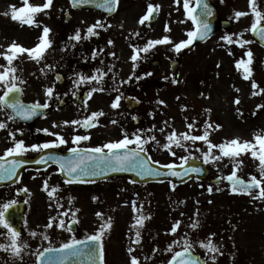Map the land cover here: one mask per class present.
<instances>
[{
  "label": "rangeland",
  "instance_id": "1",
  "mask_svg": "<svg viewBox=\"0 0 264 264\" xmlns=\"http://www.w3.org/2000/svg\"><path fill=\"white\" fill-rule=\"evenodd\" d=\"M44 2L45 0H29V3L36 6L42 5ZM12 3L16 4L17 9L24 6V0H3V2H0V11L6 12L10 10V7H12L10 4ZM243 3L240 8L243 12L246 11L248 15L243 16L244 18H239V20H231L232 27L225 30V32H222L218 28L214 37L204 44V46L197 47L195 51L185 55L177 72L179 77L176 81L178 82L177 84H173L174 104L171 110H167L165 91L159 93L156 99L157 101H164V104L154 103L153 98L155 99V96L153 97V94H137L136 96L140 102L142 101L141 103L143 101L147 103V105H142L141 109H138L140 111L132 115V117H141V121L137 125L132 117L128 116V110L123 98L121 99L120 107L112 109L111 103L115 97L103 98L100 94L94 95L87 111H85L84 106L58 109L57 114H49L50 116L46 117V119L38 120L35 127H33V124L22 125L18 122L12 123L8 121L7 129L0 130V154L3 155L5 149L11 146L8 130L22 129V136L20 133H16V135L18 139L22 138L26 145L33 143L41 144L49 142L50 139L55 140V136L48 135L43 131H37L38 129H48L50 132L59 133L67 139V136H72L75 133L73 132V126H64V121L82 120L92 112L97 111H103L105 115L99 118V126L90 134L97 133V139L102 135L101 142L105 141V143L121 139L122 130L132 133L137 128L141 129V125H144L145 129H149L155 125L156 130L148 133V135H155L162 145L166 143V135L173 129H175L177 134L187 131L186 123L192 122L193 119L196 121V128L193 130V134H202L206 121L222 126L218 131H211L210 139L216 144L236 137H239L242 141L254 142L255 134L264 135V109L257 110L256 108L257 104H264V94L258 96L251 95L253 91L251 80H244L242 70H237L235 64L240 59L247 60L245 51L250 48L253 52L252 79L261 87H264V49L256 42L241 48L236 44L227 45L221 39L226 34H244L247 32V35L243 36V39L254 41L252 32L249 29L255 18L249 8V0H243ZM256 4L258 10L264 12V0H256ZM231 5L232 3L228 7H231ZM45 15V13H40L36 16V20L41 26L35 29L36 32L32 36L29 33H33V31L28 30L32 29L33 26L22 25L24 41H26L24 47L32 48L39 43L41 34H38L41 33L42 27L44 25L49 27V20L45 18ZM98 20V18L90 15L83 17L82 35L84 37L87 36V28L94 25ZM192 29L187 27L186 31ZM233 38L236 39L237 36L234 35ZM93 46L97 49L94 50L99 54L94 60L90 57L92 61L89 66H91V69H94L96 65V69L104 71L107 65L104 64L105 61L98 42ZM229 51H231V55ZM0 53H4L2 43H0ZM172 55H175V52ZM177 59L176 55L172 57V60ZM20 61L22 71H19L18 75H21L26 81L23 85L25 88V100L45 102L44 90L48 86L54 85L56 93L59 85L55 82L54 77L41 73L40 69L43 66L38 65L26 55L21 57ZM65 61L60 70L64 69L66 72V75L64 73L62 75L65 83L68 82L65 87L68 89L71 86L69 84L72 82L67 78L70 75L66 69L67 67H71L70 69H74L75 67L70 64L69 60ZM217 64L220 67H217ZM0 65H6V61L2 57H0ZM200 65L203 72L207 71L208 75L216 78L215 82L219 88L215 95V101L209 100V94L199 96L197 92H194L192 89H195L197 85L194 88L189 84L184 86L186 84V79L184 80V78H189L192 74L198 72L201 67ZM126 66L125 69L128 70V75L122 76L121 81L126 80L133 73V62L131 60H129ZM84 69L82 74L87 76L98 74L96 71L86 73ZM168 70L169 76L173 78L174 75H171L170 67H168ZM74 71L77 72V69ZM133 84H136V86L138 84L135 78H133ZM212 84L213 82L211 81L209 93L213 97ZM117 86L119 87L120 84L118 83ZM189 88H191V91ZM236 89L240 91L237 92ZM219 95L222 98L221 101L219 100ZM54 97L53 99L55 100ZM236 97H239L241 101L239 105L234 103ZM206 102L207 104L205 105ZM55 105L58 106L59 104L56 102ZM237 108H239V112H237ZM206 109H210V112L205 111ZM218 109L223 110L222 114H219ZM149 113H152L154 118ZM218 117L220 120L216 119ZM113 120L117 121V123H111ZM0 121H7V116L3 112H0ZM164 121H168L171 127L165 125ZM54 124L59 125V127H54ZM160 128H164L165 131L161 133L159 131ZM77 129L78 131L80 130L78 134L82 135L81 127L76 126L75 131ZM68 132H73L74 134L69 135ZM114 135H118L119 137L114 138ZM92 143L91 138L88 143H84V147L93 146L91 145ZM63 146H72L71 141L69 140V143ZM197 146H201V143L197 142ZM148 148L150 150L153 148L152 153L150 151L148 153L152 159L160 161L162 164L173 160L176 163L180 162L179 159L172 157L155 143L149 144ZM174 150L178 156L188 155V152L180 148H175ZM202 150H206V148L202 146ZM189 151L193 156L200 157V153L195 152L194 148H190ZM36 154V152L30 151L26 155L33 156ZM198 159L202 161V158ZM239 159L242 161L238 171V175L241 178L243 177L248 180L251 175H256L259 178V172L257 171L258 160H254L250 154L242 155ZM208 166L210 176L217 178V176L230 174L233 169V162L225 158L216 166L212 164ZM32 177L37 178L33 179ZM44 179H48L50 189L52 186L58 187L55 199L49 198L47 193L42 189ZM171 184L173 183L167 181L141 185L133 183L128 177H113L100 182L68 185L63 182V178L56 166L52 165L49 168L38 170L27 169L15 187H18L21 191L24 187L29 189L25 200L28 201L25 221L21 229V239L27 242L29 248L25 251L23 261L5 258L4 255L6 253L1 251L0 262L1 264H36V255L34 253H36L37 249L41 251L48 246H61L67 242L71 238L72 232L66 229L61 230L55 224L52 229L45 227L50 217H57L63 211L69 212L68 216L62 217L69 224L72 219V212L76 208H79L80 211L76 213V218L79 220L78 227L82 229L87 227L93 234L99 223L95 218L91 217V210L96 205H99L103 209L101 213H103L104 219L108 217L112 218V228L107 232L106 236L110 257L117 256L119 253L121 255H129L128 247L132 246L136 248L134 253L146 255L153 260L158 259V257L162 258L163 256V260H165L163 264H167L171 253H167L164 250L173 240H179L182 244L181 238L187 233L188 237L192 240L206 241L209 234L215 233L216 235L212 237V240L221 248L223 258H227L230 261L233 260L232 253L238 243L242 251L237 254L241 255L244 264H264V200L254 201L251 197L243 196L241 198L240 195L232 194L230 188L222 181L221 185L216 186L209 179L206 182L193 180L186 185H176L175 190H172ZM210 185L213 187L211 194L207 191ZM15 187H6L0 191V205L10 200L22 201L21 196L17 192H14ZM217 187L221 191H216ZM94 196L98 198L96 201L92 199ZM57 201L63 205V208L57 207ZM133 201L136 202L137 208H140L141 205L143 206L142 211L145 216H150V219L145 221L144 227L140 229L141 245L139 246L133 245L130 239V237H134L135 229H132V225L135 222V216L139 214L133 210ZM197 210L199 211L198 217L194 216ZM163 211H165V215L161 213ZM181 213L184 215H181ZM194 219L199 220V227L195 231L189 227ZM158 220H160V224H157ZM176 220L181 221L177 234L175 236L166 234ZM235 224L238 226L236 227ZM156 225H161V228H164V230L160 228L161 231H157L154 228ZM234 226L237 229H233ZM33 231L37 233L35 237L29 234ZM43 235H47L49 239L44 240ZM153 248H158L159 251L153 254ZM194 248L195 253L201 257L205 256V249L201 248L198 243L194 245ZM179 250H181L180 246L174 245V251ZM219 256L221 255H217V257ZM233 262H230V264ZM218 264H223V262L220 261Z\"/></svg>",
  "mask_w": 264,
  "mask_h": 264
},
{
  "label": "snow or ice",
  "instance_id": "2",
  "mask_svg": "<svg viewBox=\"0 0 264 264\" xmlns=\"http://www.w3.org/2000/svg\"><path fill=\"white\" fill-rule=\"evenodd\" d=\"M74 7L82 4L93 3L94 0H71ZM174 2L179 5L181 0H174ZM223 3V0H221ZM119 0H103L102 3L97 4L98 7L103 8L107 12H112L118 6ZM53 6V0H45V2L36 6L29 3V0H24V6L17 9L16 7L11 8V19L20 22L22 25L26 24L29 26L40 27L41 24L36 20V16L40 13L47 14V10L51 9ZM183 8L187 18L192 22L193 29L186 32V39L179 42H174L171 37L165 35L159 39H150L143 47L133 46V54L130 60L133 62V73L126 80H122L119 83L128 84L133 78L138 82L144 79L146 76H151L152 73H145L143 76L135 74V68L138 66V61L143 60L152 49L158 45H171L172 50L175 53H180L183 49L190 48L197 40L206 41L210 34L212 33V25L210 19L213 16V10L207 0H195V5L193 6L192 0H183ZM249 8L251 9L252 15L254 16V22L251 24L250 31L255 35L260 41L264 42V12H261L257 8L256 0H249ZM199 9V12H198ZM160 11V5L149 3L146 9V14H144L138 21L140 25H145L146 22L150 23L153 19L154 13L158 14ZM248 15L247 12L236 11L234 16L237 20L239 18ZM107 27H111L108 25ZM122 27V25H121ZM97 28L105 29V25L101 21H97L94 25L87 28V36L84 39H88L92 36L98 35L96 31ZM165 31L170 32L171 29L166 25ZM52 29L44 25L42 27V34L39 37V43L32 47L27 48L13 42L4 53H0L6 61V65H0V112H3L7 116V121H0V130L7 129L8 121L15 123L17 119L28 121L36 116L41 115L43 110L48 109L51 105L49 101L55 95V86H48L44 90V95L46 100L44 103L36 101L31 104H25L21 96L23 95V87L26 81L21 75H18L19 71H22L14 63L17 59L27 56L29 59L35 61L39 64L42 60L46 58V53L52 48V40L50 39V33ZM135 36H139L140 33L137 31L134 33ZM236 35L237 38L234 39L233 36ZM243 33L240 34H226L221 39L227 45L236 44L237 46L243 48L245 45H250L254 41L243 39ZM82 39L79 30L75 32L74 35L69 37L70 41L79 42ZM114 42L112 40L108 41L109 45ZM68 45L65 46L66 50ZM71 47H75L72 44ZM103 52V49L100 50ZM97 53L95 50L92 53L91 58L96 59ZM143 54V55H142ZM231 55V51H229ZM109 55L116 57L115 52L109 53ZM245 56L247 60L240 59L236 62L235 67L237 70H242L243 79L251 80V88L253 89L251 95L258 96L264 94V87H261L253 77V52L249 48L245 51ZM103 62V61H101ZM217 67H220L217 64ZM55 66L52 64H45L41 69V73L45 72V69L54 71ZM112 69L109 68V72ZM96 73L92 76H87L82 73L77 74V79L73 81L74 85L79 87L82 83L95 85L90 88L88 92L89 99L92 97L93 93L102 92L105 89L102 87L104 77L107 75L100 69H96ZM61 77L56 76L57 81ZM113 91L119 93L115 96L111 103L112 109H118L121 104V99L123 93L120 92L119 87L116 85L115 78L113 77ZM173 83L177 81L173 80ZM239 92V89H236ZM75 95V93H73ZM126 99H132L136 103H140L137 97H130ZM158 104H164V101H157ZM234 103L239 105L241 103L239 97H236ZM87 105V101L85 102ZM257 110L264 109V104H257ZM205 111L210 112V109ZM237 108V112H239ZM103 111L92 112L89 116L84 119H75L71 121H64V126H73L74 131L76 126L82 127L84 129H89L95 127L99 123V118L104 116ZM153 116L152 113H149ZM154 118V116H153ZM133 120H137V116L132 117ZM187 120V118H185ZM111 123L116 124L117 121L113 120ZM164 124L171 127L168 121H164ZM54 127H59V125L54 124ZM222 126L219 124H213L208 121L205 122L204 130L202 134H193V130L196 128V121L193 119L192 122L186 123L187 131L177 134L175 129H173L169 134L166 135V143L160 144L159 140L155 135H148V133L154 132L155 125L149 129L137 128L134 132L128 133L126 130H122V138L104 143L102 145L81 148L80 144L83 141H88L91 139L90 135H80L76 134L71 137V144L73 147L68 148V151L72 154L70 157H59L54 154L41 155L39 160L36 161L38 164L48 165L55 164L58 166V171L63 176V182L65 184L71 185L75 183H86L84 178L89 176H96L98 174H105L107 171L112 172H133L136 176L141 178L151 177V176H173L183 179L191 173H201L203 171L200 167L188 166L189 162L198 158H202L205 165L212 164L214 166L218 165L225 158H228L233 162V169L230 174L224 176H217L218 181H227L230 186L232 194L235 195H248L254 201L264 200V135L255 134L253 141H242L239 137L233 138L231 140H225L222 143H213L210 139L211 131H218ZM37 131H43L48 135L55 136V140L50 142H45L41 144L33 143L31 145H26L22 138H17L16 133H20L22 136V129L8 130V136L10 138L11 146L6 148L3 155H0V180L3 179H13L17 176L20 168H23L26 161L23 159H18V157L25 156L28 152L45 153L48 150L60 148L63 145H67L69 140L65 139L64 136L59 133L50 132L48 129H38ZM159 131L163 133L164 128H160ZM190 142V143H188ZM197 142L201 143V146H197ZM155 143L158 147L167 151L169 155L174 158L179 159V163L175 160L168 163H161L160 161L153 160L149 153L148 145ZM202 146L206 150H202ZM175 148H180L188 155L178 156ZM190 148H194L195 152L200 153V157L193 156L189 151ZM218 153V154H217ZM250 154L254 160H258L257 171L259 172V178L256 175H251L248 180L242 179L238 175L240 165L242 161L239 159L242 155ZM158 166V167H157ZM227 166V165H225ZM161 169H167L166 172H161ZM36 179L37 177H32ZM135 183V181H132ZM171 183V182H170ZM172 190H175L176 185L171 184ZM42 189L47 193L49 198L55 199V194L58 192L57 186H52L50 189L48 179H44L42 182ZM254 190L255 191L254 193ZM23 192L28 193L29 189L24 187ZM208 193L213 192V187L210 185L207 189ZM216 191H221L219 187ZM93 201L98 198L93 197ZM71 202V201H69ZM211 202V201H210ZM18 201L10 200L8 202L0 205V228L6 230L5 233H0V235H6L9 243L0 244V251H5L13 260L23 261V256L25 251L29 248L26 241L21 239V232L17 230L9 220V209L13 208ZM28 203V201H25ZM197 203H199L197 201ZM134 212L139 214L135 216V222L132 225V229H135L134 237H130L133 245H141V231L145 225V221L150 219V216H145L143 214V206L137 208L136 202H132ZM57 207L63 208V205L59 204L57 201ZM80 211L76 208L72 212L71 224H78L79 220L76 218V213ZM69 215L68 211H63L58 214L57 217H50L48 223L45 225L46 228L52 229L54 224L61 230L72 231L71 225L67 224L62 217ZM95 215L103 220V223L99 224L98 229L85 239L71 238L67 242L63 243L59 248L46 247L43 251L37 249L36 253V264H68V261L73 257L83 256L87 264H106L105 260V248H104V237L108 231L112 228V218L108 217L104 219L103 213L96 212ZM181 215H184L181 213ZM194 216H199V211L194 213ZM181 221L176 220L171 229L166 233L168 235L175 236L180 228ZM189 227L195 231L199 227V220L194 219L190 223ZM131 231V229H130ZM32 237L37 235L36 232L29 233ZM216 234H209L206 241L192 240L185 233L182 237V244L179 240H173L167 248L164 250L167 253H171L170 259L167 264H216L217 255H223L221 248L213 242L212 237ZM44 240H48L47 235H43ZM199 244V246L205 249V256L202 258L199 255H195L194 245ZM174 245L180 246L181 250L174 251ZM136 248L129 246L128 254L130 257V264H141L138 256L133 255ZM159 251L158 248H153V254ZM145 260L151 259V257L146 256Z\"/></svg>",
  "mask_w": 264,
  "mask_h": 264
},
{
  "label": "flooded vegetation",
  "instance_id": "3",
  "mask_svg": "<svg viewBox=\"0 0 264 264\" xmlns=\"http://www.w3.org/2000/svg\"><path fill=\"white\" fill-rule=\"evenodd\" d=\"M207 1L211 4L212 7H214L215 12H217L216 30L219 28L222 32H225L222 23L230 22L232 27L231 20L233 21L237 20L234 16V13L236 11H242L240 7L242 6L243 0H223V3L221 2V0H207ZM0 2H3V0H0ZM149 3L160 5V11L157 14V20L152 25H150L148 22H146L145 25H140L138 21L144 14H146V9ZM231 3H232L231 7H228V5ZM192 4L193 6L195 5V0H192ZM10 5L12 7L13 6L16 7L15 3H12ZM12 7H10V10L6 12L0 11V43H2L3 45L4 52L13 42L21 46H24L26 42L24 41V33H23L24 31L22 28V24L20 22L11 19ZM85 15H90L98 18L99 19L98 21H101L105 25L106 30L102 28H98L97 30V32L99 33L98 35L93 36V38L90 37L88 39H84V36L82 35V31H83L82 19L83 17H85ZM45 18L49 20L48 23L49 28L52 29L51 38H50L52 40V48L48 50L49 52L46 53V58L42 60L38 65L40 66H44L45 64L54 65L55 66L54 71H50L46 69V71L44 72L46 75L54 78L58 74L62 75V73H64L66 75L64 69L60 70L62 68L61 66L66 62L65 60L67 61L69 60L70 64L72 66L74 65L75 67L74 69H70L71 67H67L66 70H68L70 75L67 76V78L71 80L72 83L69 84L71 86H69L68 89L65 88L66 83L68 82L65 83V79H63L64 84L58 86V89L56 90L55 93L56 95L54 97L55 100L52 98L51 101H49L51 106L48 108V113L46 117L50 116L49 114H57L58 109H64L66 107H72V106H76V107L84 106L85 111H87L88 106L92 102L94 95L100 94L103 98H110L111 96L115 97L119 93L112 90L114 83L113 77L115 78L116 85H118V83L121 81V77L128 73V70L125 68L127 67L126 64L129 62L130 57L133 54V46L143 47L148 40L159 39L165 35L171 37L174 42H179L183 39H186V32H187L186 28L190 27L192 29L194 27L192 22L187 18L185 14L183 8V0H181L179 5H177L174 2V0H119L118 6L116 7L113 14L110 16L98 10L93 11L86 8L77 9L76 7H73L71 0H53V6L51 9L47 10V14L45 15ZM108 25H111V27H107ZM166 25L171 29L170 32L165 31ZM36 28L37 27L33 26L32 29L28 30V31H33V33H29L30 36L35 34ZM77 30L80 31L82 39L79 42L70 41L69 37L74 35ZM137 31L140 33L139 36L134 35V33ZM38 35H40V33ZM246 35L247 32L244 33L243 36ZM109 40H112L114 43L112 45H109L108 44ZM97 42L99 45V49H103V52L101 54L103 55V59L105 61L104 64L107 65V68L104 69L103 71L106 72L107 75L104 77L102 83V87L105 90L102 92L93 93L92 97L89 99L88 92L90 88L93 86L99 87V85H95V82L93 81L92 84L82 83L80 84L79 87H77L74 85L73 81L78 78L77 77L78 73H83L84 68H85L84 71L86 73L87 72L89 73L91 71H96L97 68L96 65L94 69H91L90 68L91 66L89 65L92 61L90 59V57L92 56V51H94L95 49L93 45H96ZM72 44H75V47H71ZM204 44L195 45L193 47L191 46L188 49H183L180 53H175V55L179 60L178 66H180L181 61L183 60L185 55L192 53L193 51H195L197 47L204 46ZM66 45H68V47L66 48V50L62 51V49H65ZM111 52H115L116 57L109 55V53ZM173 52L174 51L172 50L171 45H158L154 49H152L150 53H148L143 60L138 61L137 62L138 66L135 68V74L139 76H143L145 73L150 72L152 73V75L146 76L144 79L139 80L137 86L136 84H133V80L127 85L125 84L121 85L119 83L120 84L119 89L120 92L123 93V97L126 98L137 97L136 96L137 94L141 95L143 93V95H147L149 93V94H153V97L155 96V99L153 98L155 103L157 102L156 100L157 95L165 91L167 110H171L174 104L173 89H172L174 83L172 81L178 80L179 75L177 74V72L180 68L178 67L177 71L173 74L174 75L173 78L169 76L170 74L168 67H170V71H171V64L173 62L172 57L175 56L172 55ZM14 63L18 66L19 69H21L20 58L17 59ZM109 68L112 69L110 72H109ZM201 68L202 66L200 67L198 72L192 74L189 78L186 77L184 78V80L186 79V84H184V86L189 84L192 85L194 88V86L197 85L195 89H192L194 92H197L199 96L201 95L206 96V94H209V98H210L209 100L215 101L216 100L215 95L219 88L217 83L215 82L216 78L208 75L207 71L203 72ZM76 69L77 72L74 71ZM211 81L213 82L211 86L213 90V97L209 93L210 91L209 84ZM22 87L24 94L25 88L23 85ZM189 89L191 91V88ZM73 93H75V95H73ZM218 97L220 98L219 100L221 101L222 98L220 97V95ZM126 98L123 99L125 100ZM86 101H87V105H85ZM56 102L59 104V106L55 105ZM141 102L139 103L138 108L127 112L130 118L132 117L133 114H136L137 111H140L138 109H141L142 105H147L145 101H143V103ZM60 103H63L65 105L60 106ZM206 104L207 102L205 103V105ZM218 112L219 114H222L223 110L218 109ZM46 117L42 119H46ZM138 119L139 121H141V117H138ZM216 119L220 120L219 117ZM36 122L33 124V127H35ZM98 126L99 125L97 124L94 129H91L88 132L86 131L84 132L83 128L81 127V131H82L81 133L82 135H89L91 132L95 131ZM140 127L141 129H145L144 125L143 126L141 125ZM73 132H68V134L76 135L80 132V130L78 131L77 129V131H73ZM72 136H67V139L71 141ZM90 137L92 138L93 143L91 145L93 146H98L101 143L102 144L105 143V141L101 142L102 135H100L99 139H97L98 137L97 133L90 134ZM113 137L115 138L119 136L114 135ZM50 141H53V139H50ZM88 141L81 142L80 147L85 148L84 143H88ZM213 143L215 142L213 141ZM70 147H73V145L69 147L63 146L57 149H52V151L57 153L59 152L67 153L69 152L68 148ZM39 154L40 153H37L36 155L30 157L34 158L37 157V155ZM2 190H4V188L0 189V191ZM18 191H20L18 187L17 189H14V192L18 193ZM243 196L248 197L247 195H240L241 198ZM0 201H1V196H0ZM101 211H103V209H101L99 205H96V207H94L91 210V217L95 218L99 224L102 223L103 220L98 218L95 215V213ZM161 213L165 215V211ZM158 223L160 224V220H158L157 224ZM235 225L236 227L238 226L237 224ZM236 227L234 226L233 229H235ZM154 228L157 229V231L164 230V228H161V225H156L154 226ZM5 232H6L5 229L0 228V233H5ZM90 234L92 233L91 231H89L87 227L82 229L79 228L78 225L76 224L74 226L73 232L71 233V238L75 237L76 239L83 240L86 238V236ZM106 236L107 233L104 237L106 264H130V257L127 254L121 255V253H119L117 254V256L110 257L107 248L108 241H106ZM71 238H69V240ZM7 243H9L7 236L0 235V244H7ZM48 247L57 248L60 247V245H52ZM241 251L242 248L240 249V246L237 243V247H234V251L232 253L233 260L230 261L227 258H223L224 256L221 255L217 257L216 264H218L220 261H222L223 264H230V262L232 261H234L232 264H244L241 255L237 254L238 252ZM5 253H6V255H4L5 258L10 259L11 257L9 256V254L7 252ZM133 254L139 257L141 264H163L165 261L163 260V256L162 258L158 257V259L156 260H153L152 258L149 260H145L144 258L146 257V255L143 256L140 253L138 254L133 253ZM82 263L87 264L86 259L83 260ZM71 264H76V263H71Z\"/></svg>",
  "mask_w": 264,
  "mask_h": 264
},
{
  "label": "water",
  "instance_id": "4",
  "mask_svg": "<svg viewBox=\"0 0 264 264\" xmlns=\"http://www.w3.org/2000/svg\"><path fill=\"white\" fill-rule=\"evenodd\" d=\"M103 0H94L93 3H90V4H82V5H79V6H76L77 8H80V9H84V8H89V9H98V10H101L102 12L104 13H108V14H112V12H107L106 10H104L103 8H100L97 6V4L99 3H102ZM212 8V7H211ZM213 10V16L211 17L210 19V23L212 25V33L210 34L209 38L211 36L214 35V30H215V24L214 23L217 19V14L216 12L214 11V9L212 8ZM198 12H199V9H198ZM156 18H157V15L154 14L153 16V19L151 21V23L155 22L156 21ZM229 23L228 22H224L223 23V27H228ZM208 38V39H209ZM254 38L256 41H258L262 46H264V42L260 41L255 35H254ZM207 39V40H208ZM204 43V41H199L197 40L195 43ZM173 69L175 70L176 67H173ZM59 83H62V78H60L59 80ZM21 99L23 101V98L21 96ZM127 103H128V109L132 110L133 108H135L138 104L134 103L133 101H130L129 99L127 100ZM45 110H43V112L41 113V115L39 116H36L34 117L33 119L31 120H28V121H24V120H19L20 122H31L33 120H35L36 118L38 117H41L43 115H45ZM85 130H90L89 129H85ZM44 155H47V154H44ZM72 154L69 153L68 155H59V157H70ZM40 157H38L36 160H30V159H23V158H20L18 157V159H23L26 161L25 165L23 168H20L18 173H17V176L13 179H3V180H0V187L1 186H6L7 184H15L17 182V179L20 177L21 173L24 171V169H26L27 167H32V168H35V169H38V168H44V167H47L48 165H45V164H38L36 163L37 160H39ZM50 163V162H49ZM188 166H195V167H200L203 169V171L199 174L197 173H191L187 176H184L183 179L181 178H178V177H173V176H166V175H160V176H151V177H146V178H141V177H138L136 176L133 172H112V171H107L105 174H98L96 176H89V177H85L84 179L86 181H92V180H103L105 178H110V177H113V176H119V177H124V176H129L132 178L133 181L135 182H139V183H147V182H156L158 180H166L167 178L168 179H171L175 182H180V183H183V182H188V180L192 179L193 177H196V178H205L207 173L205 172L203 166L201 165L200 162H197V161H191L189 162V165ZM158 167V166H157ZM167 169H161V172H166ZM24 210H25V203H18L17 205H15L13 208L9 209V220L11 222V224L19 231H21V227H22V223L24 221ZM71 228H73V224H71ZM83 256L81 257H73L71 258L69 261H68V264L75 260L77 264H80L81 263V259H82Z\"/></svg>",
  "mask_w": 264,
  "mask_h": 264
}]
</instances>
